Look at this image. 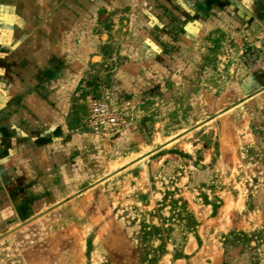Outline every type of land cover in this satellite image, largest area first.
Here are the masks:
<instances>
[{
  "label": "rangeland",
  "instance_id": "1",
  "mask_svg": "<svg viewBox=\"0 0 264 264\" xmlns=\"http://www.w3.org/2000/svg\"><path fill=\"white\" fill-rule=\"evenodd\" d=\"M82 2L69 122L93 180L6 212L0 264H146L163 242L157 264H264V0L206 35L154 0Z\"/></svg>",
  "mask_w": 264,
  "mask_h": 264
},
{
  "label": "crops",
  "instance_id": "2",
  "mask_svg": "<svg viewBox=\"0 0 264 264\" xmlns=\"http://www.w3.org/2000/svg\"><path fill=\"white\" fill-rule=\"evenodd\" d=\"M82 1L0 0V228L4 214L20 203L18 213L34 210L23 200L58 197L93 180L94 164L88 166L84 154L93 153L97 139L69 122L83 66L69 61L79 45L70 47L78 32L68 30V6ZM154 1L174 7L172 20L187 21L190 33L206 35L232 21L242 23L243 33V23L253 22L245 0ZM89 4L98 6L99 0ZM185 5L193 8L186 11ZM252 100L262 103L264 91Z\"/></svg>",
  "mask_w": 264,
  "mask_h": 264
},
{
  "label": "trees",
  "instance_id": "3",
  "mask_svg": "<svg viewBox=\"0 0 264 264\" xmlns=\"http://www.w3.org/2000/svg\"><path fill=\"white\" fill-rule=\"evenodd\" d=\"M193 224H194L195 226H197V222H196V221H194ZM143 225H144V224H143ZM144 229H146V231L143 233V236H144V237H147V236L149 235V232H147V230L149 229V227H148V226H145ZM142 245H143V244H142ZM137 248H140V246H137ZM176 248H177V249H175V250H177V255L175 256V259H181V258H183V255H181V253L178 252V251H179V248H178V247H176ZM154 252H155V253L152 255L151 258H149V259L147 260L146 264H157V263L160 261V259H161L164 255H166V244L163 242V243L161 244V246H160L159 248H157Z\"/></svg>",
  "mask_w": 264,
  "mask_h": 264
},
{
  "label": "built area",
  "instance_id": "4",
  "mask_svg": "<svg viewBox=\"0 0 264 264\" xmlns=\"http://www.w3.org/2000/svg\"><path fill=\"white\" fill-rule=\"evenodd\" d=\"M101 111H102V113H104V110L103 109Z\"/></svg>",
  "mask_w": 264,
  "mask_h": 264
},
{
  "label": "bare ground",
  "instance_id": "5",
  "mask_svg": "<svg viewBox=\"0 0 264 264\" xmlns=\"http://www.w3.org/2000/svg\"><path fill=\"white\" fill-rule=\"evenodd\" d=\"M117 167V166H116ZM205 214V213H204ZM207 214V213H206ZM208 254V253H207Z\"/></svg>",
  "mask_w": 264,
  "mask_h": 264
}]
</instances>
